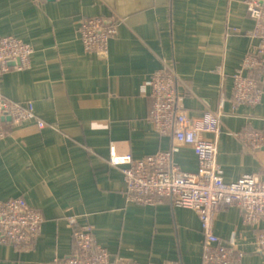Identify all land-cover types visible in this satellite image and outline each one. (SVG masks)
Wrapping results in <instances>:
<instances>
[{"label":"crops","instance_id":"crops-1","mask_svg":"<svg viewBox=\"0 0 264 264\" xmlns=\"http://www.w3.org/2000/svg\"><path fill=\"white\" fill-rule=\"evenodd\" d=\"M246 0H0V36L33 46L31 66L0 75V90L34 102L37 121L2 124L0 201L23 196L44 216L38 239L22 249L0 242V264H43L68 257L74 230L90 223L98 243L141 264H201L200 220L170 198L154 205L127 201L125 182L108 163L110 145L144 158L176 144L150 121L152 74H176L178 105L190 117L220 115L217 161L227 182L246 173L264 177V147L246 150L237 133L264 132V76L260 103L233 100L234 74L259 39ZM104 17L117 27L108 59L86 53L79 33L85 19ZM19 64V63H18ZM17 64V66H18ZM56 124V127L53 126ZM174 163L197 171L191 146L179 145ZM236 203L219 214L214 231L244 256L239 264H264L255 247L264 231L244 220ZM76 219V224L71 220Z\"/></svg>","mask_w":264,"mask_h":264},{"label":"built area","instance_id":"built-area-1","mask_svg":"<svg viewBox=\"0 0 264 264\" xmlns=\"http://www.w3.org/2000/svg\"><path fill=\"white\" fill-rule=\"evenodd\" d=\"M245 5L254 21L252 35L259 39V44L246 55L243 67L234 74L233 100L236 105L254 108L263 94L264 0H246ZM79 33L86 53L101 59L109 58L110 41L117 34L115 25H110L104 17H92L81 23ZM33 53L32 45L12 35L0 36V75L11 70V63H16L15 70L30 67ZM176 80L175 72L163 67L146 83L152 99L150 121L160 134L172 136L176 143L173 148L136 158L130 153H118L112 143L108 163L120 170L127 201L154 205L170 198L175 207L196 211L203 239L201 264H239L244 256L242 249L236 246L234 239L230 244L224 243L214 231V221L224 209L236 203L245 212V222L258 225L264 218V177L258 173H246L235 182L224 180L222 167L217 161L222 133L220 115L208 111L202 119L190 117L178 105ZM7 117L14 126L36 120L40 129L46 128V123L38 119L34 102L14 101L0 90V118ZM5 135L0 126V141ZM236 137L248 151L264 147L262 131L245 128ZM181 144L193 148L199 163L197 171L184 170L173 162L172 155ZM71 222L76 224L77 221L72 219ZM43 224V214L30 206L25 197L0 201L1 243L29 248L40 236ZM73 237L75 249L70 256L56 257L43 264H141L101 246L96 240L94 227L88 222L79 224ZM255 247L264 252V231L257 235Z\"/></svg>","mask_w":264,"mask_h":264},{"label":"trees","instance_id":"trees-1","mask_svg":"<svg viewBox=\"0 0 264 264\" xmlns=\"http://www.w3.org/2000/svg\"><path fill=\"white\" fill-rule=\"evenodd\" d=\"M9 121H7V120H4V121H2V118H0V126H2V124H6V123H8ZM10 123V122H9Z\"/></svg>","mask_w":264,"mask_h":264},{"label":"water","instance_id":"water-1","mask_svg":"<svg viewBox=\"0 0 264 264\" xmlns=\"http://www.w3.org/2000/svg\"><path fill=\"white\" fill-rule=\"evenodd\" d=\"M19 63V62H18ZM16 65V64H15ZM4 120H7V121H11V118L10 117H7V118H2V121H4Z\"/></svg>","mask_w":264,"mask_h":264}]
</instances>
